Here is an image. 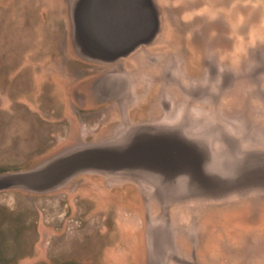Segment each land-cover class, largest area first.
<instances>
[{
  "label": "rangeland",
  "instance_id": "rangeland-1",
  "mask_svg": "<svg viewBox=\"0 0 264 264\" xmlns=\"http://www.w3.org/2000/svg\"><path fill=\"white\" fill-rule=\"evenodd\" d=\"M73 2L0 0V175L177 108L216 124L220 145L264 143V0H157L156 40L115 61L76 48ZM152 189L99 171L2 188L0 264H264V194L169 209ZM230 213L250 227L225 235Z\"/></svg>",
  "mask_w": 264,
  "mask_h": 264
},
{
  "label": "water",
  "instance_id": "water-1",
  "mask_svg": "<svg viewBox=\"0 0 264 264\" xmlns=\"http://www.w3.org/2000/svg\"><path fill=\"white\" fill-rule=\"evenodd\" d=\"M72 13L76 48L94 60L146 53L160 32L157 0H74ZM218 131L210 120L177 108L104 141L70 146L37 168L1 174L0 189L49 191L80 172L99 171L145 183L153 188L157 204L169 209L263 195L264 143L246 135V144L228 139L220 145Z\"/></svg>",
  "mask_w": 264,
  "mask_h": 264
},
{
  "label": "flooded vegetation",
  "instance_id": "flooded-vegetation-1",
  "mask_svg": "<svg viewBox=\"0 0 264 264\" xmlns=\"http://www.w3.org/2000/svg\"><path fill=\"white\" fill-rule=\"evenodd\" d=\"M99 77H100V73L98 75H95L92 78V79L95 78L91 82V85H90V91L93 94L95 92H97L98 94H99V92H102L103 93V91H102L103 88H104L103 86H101L100 91H97V89H98V86H97V81L98 80L97 79ZM79 92H82V91H79ZM79 92H77V96H78V93ZM75 96H76V93H75ZM82 98H84V94H83ZM77 109L79 110V112L94 113V112H99L101 110V107H97V106H85V105L81 106L80 104H78ZM72 120H73V118H72ZM261 206H263V208H264V205L263 204ZM260 208L263 209L262 207H259V209L257 210V213H259L258 214L259 217L256 218V223H253V225H252L253 227H256L260 222H263L264 221V215H263L264 213H261ZM234 214L235 213H230V214L222 215V217H221V224H220L221 225V231L223 233H225V235H227V233H231L230 235H233V234L236 235V234H238L240 232H244V229H245V228H243L244 225L250 227V224L249 225H246V224L243 223L244 218L239 217V216H235ZM241 221H242L243 224L241 223ZM230 224L231 225H236L237 226V229H234L233 230V228H229L228 226ZM207 226H208V224H207Z\"/></svg>",
  "mask_w": 264,
  "mask_h": 264
}]
</instances>
